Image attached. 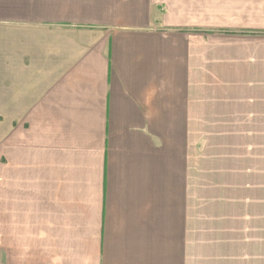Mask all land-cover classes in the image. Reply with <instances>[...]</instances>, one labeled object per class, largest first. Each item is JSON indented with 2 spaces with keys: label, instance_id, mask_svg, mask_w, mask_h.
I'll use <instances>...</instances> for the list:
<instances>
[{
  "label": "crops",
  "instance_id": "1",
  "mask_svg": "<svg viewBox=\"0 0 264 264\" xmlns=\"http://www.w3.org/2000/svg\"><path fill=\"white\" fill-rule=\"evenodd\" d=\"M0 264H264V0H0Z\"/></svg>",
  "mask_w": 264,
  "mask_h": 264
}]
</instances>
